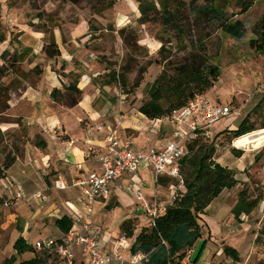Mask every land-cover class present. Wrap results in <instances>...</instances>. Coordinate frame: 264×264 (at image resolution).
Segmentation results:
<instances>
[{"label":"rangeland","instance_id":"rangeland-1","mask_svg":"<svg viewBox=\"0 0 264 264\" xmlns=\"http://www.w3.org/2000/svg\"><path fill=\"white\" fill-rule=\"evenodd\" d=\"M110 1L0 0V88L5 90L4 94H0V112L5 109V97H8L10 89L19 86L18 82L8 84L4 81L5 76L9 79L12 74L30 72L38 75L42 72L40 66L45 71V62L58 59V56L47 57L44 51L47 44L42 48L43 55L38 58L32 54V47L27 48L31 54L27 52L26 55L22 53L21 57L15 56V49L20 48L16 40L18 34H8L7 28L43 30L48 42L53 37V28H76L86 21L90 28L87 42L94 46L92 50L96 52L100 63H90L91 68H87V71L91 75L100 72L95 77V83L110 90V97L117 99V93H122L126 103L137 108L150 99L148 84L156 77L162 73L172 77L176 68L189 61L191 54H205L208 63L217 66L220 74L204 94L213 101L229 106L231 110L210 126L215 143L213 159L230 168L237 183L232 188L224 189L199 215L201 235L192 249L187 250L181 264H193L198 256L197 264H264V141L259 146L253 144L264 139V127H260L263 110L254 109L264 97V55L250 45V40L257 38L264 14V0H254L244 13H240L236 0H217V6L226 15H233V20L243 21L245 34L240 39L225 34L217 21L194 12L195 6L203 4L204 0H174L177 16L170 22L165 21L161 11L162 0H147L154 2L157 9L147 13L146 22L138 20L139 0H112L113 4L109 6ZM168 9L174 10L170 3ZM175 24H179L183 31L177 30ZM7 39L6 44L2 43ZM110 72H115L117 77L125 80L123 87L118 81L110 80ZM107 80L109 83L105 84ZM8 115L6 112L0 114V122L15 120ZM246 115H249L257 129L243 137L233 138L228 133L237 128ZM226 128L230 131L216 135ZM212 135L206 140H212ZM12 136L0 128V164L10 146L15 144L21 149ZM172 182L169 179L162 181V188L157 192L161 201L168 199L166 190ZM244 189L249 200L257 199L248 210L238 211V193ZM117 201L121 211H100L99 206L94 204L93 216L101 229L118 234L119 238L123 236L120 230L122 219L132 218L134 236L129 241L130 246L136 234L148 226L151 220L147 216H136L132 211L131 200ZM19 224L21 221H18ZM17 225L12 223L1 232L0 264L11 258H14V264H22L37 253L43 256L36 250L17 251L15 243L20 235L13 239ZM24 238L27 245L35 242L32 235ZM227 247L235 250V256L226 250ZM44 264H56V260L49 258Z\"/></svg>","mask_w":264,"mask_h":264},{"label":"crops","instance_id":"crops-1","mask_svg":"<svg viewBox=\"0 0 264 264\" xmlns=\"http://www.w3.org/2000/svg\"><path fill=\"white\" fill-rule=\"evenodd\" d=\"M7 30L8 34L14 32L13 36L18 34L16 40L20 48L15 49L17 55L28 47L33 48L32 54L35 57L43 55L42 48L48 43L46 32L32 28ZM89 31L86 21L76 28H53L51 33L60 51L58 59L45 62V71L40 66L42 72L38 75L30 72L12 74L9 79L5 76L4 81L8 84L18 82L19 86L10 89L7 107L0 112H6L15 120L1 121L0 128L13 134L12 139L21 149L15 162L0 177V235L5 227L12 223L17 225L21 221L16 226L18 229H14L13 239L19 235L23 238L32 235L35 241L61 237L65 231L58 221L66 218L72 224L71 214L81 205L79 189L73 183L96 169L97 159L104 151V137L107 133L115 132L122 138L131 139L136 150L161 149L172 139L175 131L183 129L169 115L148 119L138 111L139 107L129 106L122 93H117L118 98L113 99L108 95L110 90L96 85L95 77L100 72L91 75L87 71V68H91L90 63L100 65L96 52L92 50L94 46L87 42ZM8 39L2 43L6 44ZM72 81L77 82V88L81 91L76 104L69 105L66 100L52 99L53 88L67 94L66 87ZM56 180L65 181L69 187L64 190L55 189ZM136 188L147 202L152 201L153 174L145 163L140 164L135 174L125 172L110 185L108 198L95 204L100 211L114 209L116 213V210L121 211L117 200L124 202L128 199L133 202L132 211L136 216H147L142 206L135 201L133 189ZM18 191L23 193V199L15 198ZM36 192L47 194L48 200L43 202L35 199L33 194ZM162 202L163 208L167 206V200ZM123 219L121 223L132 218ZM94 221L97 223L95 218ZM101 232V243L107 248H114L119 239L118 234L104 229ZM126 240L129 245L131 238ZM1 249L2 245L0 253ZM74 253V264L86 263L87 258L81 249H76Z\"/></svg>","mask_w":264,"mask_h":264},{"label":"trees","instance_id":"trees-1","mask_svg":"<svg viewBox=\"0 0 264 264\" xmlns=\"http://www.w3.org/2000/svg\"><path fill=\"white\" fill-rule=\"evenodd\" d=\"M69 1L76 2L77 0ZM139 1L138 10L140 17L138 20L146 22L148 19L147 13L157 8L154 2ZM173 1L162 0L160 4L166 22L172 21L177 16ZM253 1L236 0L237 5L240 7V13L246 12L252 6ZM168 3L173 6L174 10L168 9ZM112 4L111 0L109 6ZM194 12L217 21L220 29L232 38L240 39L245 34L243 21L239 19L233 20V15H226L224 10L217 6V0H207L206 2L204 0L203 4L195 6ZM174 27L183 31L179 24H175ZM250 45L255 48L256 52L264 55V14L260 20L257 38L251 39ZM22 51L23 53L29 52L27 48H23ZM44 51L48 58H56L60 55L53 37L48 41ZM15 56L21 57L22 54L17 55L15 53ZM176 69L172 77L165 76L162 73L152 83L148 84L150 99L138 108V111L148 119L153 120L170 115L174 109L184 106L195 94H204L220 74L219 68L209 64L203 53L191 54L189 61L184 62ZM109 77L110 80L118 81L120 86H124L125 80L117 77L115 72H110ZM76 83V81L69 83L66 87L67 94L62 93L57 88H53L51 90L52 99L55 101L66 99L69 105L76 104L81 95ZM108 83L109 81L105 84ZM4 93L5 90L0 88V94ZM7 99L8 97H5V105ZM254 109L263 110L260 127H264V97L255 105ZM256 129L255 124L250 121L249 115H246L237 128L232 129L228 134L231 133L233 138H239ZM224 131L230 130L226 128L217 132L216 135ZM204 138L200 129L196 136L189 138L185 143L184 155L179 162L184 182V194L181 199L165 206L153 223L150 222L148 226L143 227L136 234L129 246L132 253L141 252L145 254L144 263L146 264H181L186 257L187 250L192 249L194 243L201 235L202 225L198 222L199 215L224 189L232 188L237 183L233 171L213 159L215 153L213 135L212 140ZM19 155V148L15 144L10 146V150L5 154V158L0 164V177L4 176L5 171L15 162ZM163 180L165 179H162L161 183ZM255 199L249 200L245 189L240 191L236 209L238 211L248 210ZM58 224L65 232L71 226V222L66 218L58 221ZM120 230L124 237L132 238L134 236L133 220H124L120 224ZM262 232H264V225ZM15 248L18 252H33L35 250L33 246L26 244L22 236L16 240ZM226 250L235 256L236 252L234 249L227 247ZM36 251L41 252L43 256H39L37 253L32 258L23 261L22 264H44L49 258L55 259L56 264H66L64 258L59 257L55 253H50L46 250ZM198 257L193 260L194 263L197 262ZM12 263H14V258L6 259L3 264Z\"/></svg>","mask_w":264,"mask_h":264},{"label":"built area","instance_id":"built-area-1","mask_svg":"<svg viewBox=\"0 0 264 264\" xmlns=\"http://www.w3.org/2000/svg\"><path fill=\"white\" fill-rule=\"evenodd\" d=\"M230 112L229 106L213 101L205 94H195L184 106L174 109L169 115L183 129L175 131L172 139L161 149L136 150L131 139L122 138L115 132L107 133L104 137V151L97 159L96 169L73 183V186L79 189L81 205L71 214V227L59 238L37 239L33 243L34 249L55 253L64 258L66 264H74L76 249H81L86 256L85 264L143 263L146 259L145 254L132 253L124 236L116 241L112 249L101 243V228L93 216L94 204L108 198L110 185L125 172L135 174L140 164L145 163L153 174V199L147 202L138 188L133 189V194L153 223L160 211L165 208L157 196L158 189L162 188V179L173 181L167 186V205L180 200L184 194L179 162L184 155L186 141L196 136L200 129L205 138H210L212 135L210 126ZM68 187L69 184L63 180L54 182L55 189L64 190ZM33 197L43 202L49 198L42 192L34 193ZM15 198L23 199L24 195L18 191Z\"/></svg>","mask_w":264,"mask_h":264},{"label":"bare ground","instance_id":"bare-ground-1","mask_svg":"<svg viewBox=\"0 0 264 264\" xmlns=\"http://www.w3.org/2000/svg\"><path fill=\"white\" fill-rule=\"evenodd\" d=\"M263 134H264V130H263ZM253 139V138H252ZM264 141V139H259L256 143L254 142L253 144L255 146H259L262 142ZM248 143V142H247ZM249 144V143H248Z\"/></svg>","mask_w":264,"mask_h":264}]
</instances>
